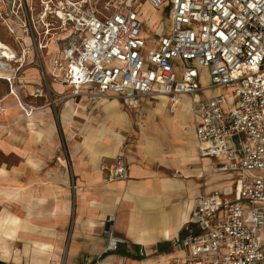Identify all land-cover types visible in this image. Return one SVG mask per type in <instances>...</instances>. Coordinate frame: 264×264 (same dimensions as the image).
Wrapping results in <instances>:
<instances>
[{
  "label": "built area",
  "instance_id": "built-area-1",
  "mask_svg": "<svg viewBox=\"0 0 264 264\" xmlns=\"http://www.w3.org/2000/svg\"><path fill=\"white\" fill-rule=\"evenodd\" d=\"M140 1L40 0V21L24 3L23 33L40 59L55 39L56 75L71 87L69 96L89 98L97 113L105 98L137 111L144 98L168 96L175 109L188 96L200 157L221 160L203 170L234 173L238 181L233 194L215 189L196 199L181 241L186 264H264V0H142L167 6L171 17L150 50ZM0 62L1 70L13 68ZM215 88L231 95H205ZM101 169L109 180L129 178L125 155L104 157ZM104 234L109 250L124 242Z\"/></svg>",
  "mask_w": 264,
  "mask_h": 264
},
{
  "label": "crops",
  "instance_id": "crops-1",
  "mask_svg": "<svg viewBox=\"0 0 264 264\" xmlns=\"http://www.w3.org/2000/svg\"><path fill=\"white\" fill-rule=\"evenodd\" d=\"M36 70L28 77L36 80ZM84 99L91 108L84 116L58 120L36 111L31 124L29 117L18 120L20 108L10 95L0 101L9 107L0 117V245L19 250L11 258L0 247V264H186L181 241L190 233L196 199L215 189L233 194L238 175L217 172L211 180V171L203 170L221 160L200 157L188 96L175 109L168 96L144 98L139 110L146 116L118 99L124 110L103 100V114L96 115L89 98L78 106ZM73 100L66 103L71 112ZM180 109L187 110L182 119L192 131L174 120ZM122 111L126 120L111 117ZM184 133L192 147L182 142ZM118 155L127 158L129 178L109 180L102 159ZM105 230L124 240L118 250H109Z\"/></svg>",
  "mask_w": 264,
  "mask_h": 264
},
{
  "label": "rangeland",
  "instance_id": "rangeland-1",
  "mask_svg": "<svg viewBox=\"0 0 264 264\" xmlns=\"http://www.w3.org/2000/svg\"><path fill=\"white\" fill-rule=\"evenodd\" d=\"M24 3H26L28 6H31V8L34 10L35 19L37 21H40V0H0V38L10 49V53L8 54L9 57L7 56L4 58L2 56L0 61L5 60L8 64H12L13 68L17 69L15 72H10L13 70V68L7 71L0 70V72H7V74H9L4 75L3 78H0V101L4 100L7 96L10 95L16 101L15 105L20 108L18 120L29 117V124L33 122V116L36 111L39 112L37 115L38 117L44 118L45 112H47L46 110H48L49 112H52L53 117L57 118L58 120H61L62 115L72 117L84 116L86 112L90 113L91 108L85 107V105L88 106L87 104H89V100L84 99V106L79 107L78 104L81 103L80 98H78L77 100H73V103L76 107L74 111L71 112L70 107L67 105L69 104L67 103L69 99H74L69 96L71 94V88H66V83H63L62 85L60 81L55 80L56 77L49 75L47 72L48 60L52 62L54 51L56 52L58 50V44L54 41L55 39L49 43L48 48L40 52L42 55V58L40 59L38 53L35 50L34 43L29 40L30 38L27 34H23L22 31L24 28V19L26 14L23 8ZM137 9L141 13L140 17L144 22L143 34L147 40L148 50L157 48L161 35L163 33H166L167 29L171 25V17L169 15L167 6H163L159 9H154L148 3H145L141 0ZM147 11L151 14V16L147 15ZM146 19H150L152 21L153 27H150L149 24L147 25L145 23L147 21ZM38 27L39 30L43 29L41 23L38 24ZM24 50L28 51L24 60V64L18 63L17 60L22 58L21 55H23ZM32 68L37 69L36 80L35 77H28V74H30V70ZM201 83L207 84L205 73L203 75V79H201ZM29 86H34L35 88L30 89ZM54 87L59 89L60 91H57V89H55ZM14 89L16 91V95L12 94ZM210 91L209 92L211 95L215 93H228L229 95H231V92L228 88H222L221 91L210 89ZM104 100H106L105 102H107V106L111 108L113 107L112 98ZM159 101L161 100L159 99L158 102ZM154 106H157V102L154 103ZM0 107L1 117L4 115L5 110L9 107L5 108L1 104ZM78 108L79 111H77ZM28 109L30 111L29 113ZM119 109L124 110L122 106H120ZM98 113L102 115L103 111L101 110ZM98 113L95 112L94 114L97 115ZM185 120H187V117H185ZM189 122L191 121L189 120ZM0 127H4L1 122ZM38 132L39 134H41V131ZM183 136L184 139L182 140V142L185 143V141H187L186 143H188L192 147L195 142L190 139V134L186 133L183 134ZM184 146L186 147V145ZM185 150L186 149H182L180 154H183ZM195 162H197V158L195 159ZM217 175L218 174L211 171L209 177L211 180H213ZM224 178L227 179L229 177H222L218 180ZM234 178L236 179V177Z\"/></svg>",
  "mask_w": 264,
  "mask_h": 264
},
{
  "label": "bare ground",
  "instance_id": "bare-ground-1",
  "mask_svg": "<svg viewBox=\"0 0 264 264\" xmlns=\"http://www.w3.org/2000/svg\"><path fill=\"white\" fill-rule=\"evenodd\" d=\"M145 3H147V2H145ZM149 4V3H148ZM150 5V4H149ZM151 6V5H150ZM152 7V6H151ZM153 8V7H152ZM155 9V8H154ZM147 13V15L148 16H151V14L147 11L146 12ZM147 20V19H146ZM147 21H148V23H147ZM145 23L148 25L149 24V26L150 27H153V23H152V21L150 20V19H148ZM150 29V28H149ZM29 40H31V39H29ZM28 41V40H27ZM53 41V40H52ZM51 42V41H50ZM49 42V43H50ZM49 43L46 45V48H48V46H49ZM53 45V44H52ZM51 45V46H52ZM53 49V48H52ZM57 49V48H56ZM23 50V49H22ZM54 50H55V48H54ZM27 50H24V52H23V55H21V59H18L17 60V62L18 63H23L24 64V60H25V57H26V55H27ZM55 52V51H54ZM10 53V49H9V47L1 40V38H0V59L2 58V56L5 58V57H9V54ZM48 58V57H47ZM48 62H49V64H48V74L49 75H51V76H53V77H56L55 78V80L56 81H60L61 82V84L63 85V83H65V80L63 79V78H59L56 74H57V72H56V70H55V68L53 67V65H52V63H51V61L50 60H48ZM46 70V69H45ZM7 71V70H6ZM4 75H9V74H7V72L6 73H4V72H0V78H3L4 77ZM66 87H67V85H66ZM70 87V86H69ZM211 91H213V90H211ZM210 91V92H211ZM219 91V90H218ZM209 92V93H210ZM16 93V91H15V89H14V91H13V93L12 94H15ZM16 95V94H15ZM160 96H165V95H160ZM105 99H108V98H105ZM110 99V98H109ZM70 100H73V99H69L68 101H67V103H69L70 102ZM20 102V101H19ZM113 108L114 107H118L119 105H120V102L117 100V98L116 97H114L113 98ZM188 102V101H187ZM107 103V102H106ZM186 103V102H185ZM186 104H188V103H186ZM179 106V105H178ZM184 106V105H183ZM186 106V105H185ZM180 107V106H179ZM31 108V107H30ZM178 108V107H177ZM0 109H1V107H0ZM27 111V110H26ZM30 111H29V109H28V113H29ZM185 112H187V110L185 109H180V111H179V113L177 114V115H174V120H180L181 121V128H182V130L183 131H189V130H191L189 127H185V125H184V121H183V119H182V117L184 116V113ZM27 113V114H28ZM175 113V112H174ZM31 116V115H30ZM111 117H115L116 119H119V120H125L126 119V114L125 113H123V111L122 112H113L112 113V115H111ZM187 117V116H186ZM187 125V124H186ZM176 126V125H175ZM180 126V125H179ZM177 128H179L178 126H177ZM180 129V128H179ZM192 131V130H191ZM184 134H186V133H184ZM145 135V134H144ZM220 186V185H219ZM1 196V195H0ZM184 214V213H183ZM5 220H7V219H5ZM8 222H10L11 223V221H12V218L10 219V221H9V219L7 220ZM5 233V232H4ZM3 233V234H4ZM11 233V232H10ZM9 232H6L5 233V235H7V238H14V237H12V235L10 234ZM1 237H3V236H1ZM5 237V236H4ZM6 238V237H5ZM7 240V239H6ZM0 241H2V239L0 238ZM12 241V240H11ZM11 244V243H10ZM9 243H4V244H2L1 243V245H0V247H4V248H6V250L8 249L9 250V252H10V256L9 257H13V256H15V257H17L18 255V253H19V250H18V248L17 249H13V247L12 248H10L11 247V245H10ZM9 245V246H8ZM2 247V249H4ZM13 249V250H12ZM7 250V251H8ZM172 251V250H171ZM174 252H175V250H174ZM173 252V253H174ZM163 253V252H162ZM168 254H170V253H168ZM33 256V255H32ZM6 258H7V256H6ZM36 258V257H35ZM34 258V259H35ZM171 259V258H170ZM185 260V259H184ZM168 261V260H167ZM173 262H174V260H173Z\"/></svg>",
  "mask_w": 264,
  "mask_h": 264
}]
</instances>
